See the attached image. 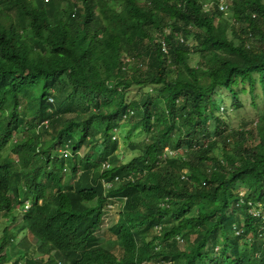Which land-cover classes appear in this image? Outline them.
I'll list each match as a JSON object with an SVG mask.
<instances>
[{
  "label": "trees",
  "instance_id": "1",
  "mask_svg": "<svg viewBox=\"0 0 264 264\" xmlns=\"http://www.w3.org/2000/svg\"><path fill=\"white\" fill-rule=\"evenodd\" d=\"M220 1L0 0V264H264V110L239 113L257 86L264 97V0H226L232 25ZM132 87L156 96L127 102ZM122 122L146 137L110 164ZM13 139L19 169L4 153ZM91 145L102 152L80 155ZM88 160L93 182L121 181L79 191L77 209L64 162L76 175ZM114 199L116 244L102 245Z\"/></svg>",
  "mask_w": 264,
  "mask_h": 264
},
{
  "label": "rangeland",
  "instance_id": "2",
  "mask_svg": "<svg viewBox=\"0 0 264 264\" xmlns=\"http://www.w3.org/2000/svg\"><path fill=\"white\" fill-rule=\"evenodd\" d=\"M221 2H224V4H227L230 6V2L226 1V0H221ZM211 3V2H210ZM210 3L206 2L205 6L206 9L209 10L210 8ZM218 13H224L225 17L227 18L226 20L228 21L229 25H232L234 23V21L231 19L230 16L227 15V9L225 11H222L220 9H218ZM221 15V14H219ZM238 29L241 28V25H238L237 27ZM199 57L197 55L192 57L191 63L194 65L197 61H198ZM51 86V91L53 90V83L51 81L48 82ZM41 88V85L39 84L38 86H36L35 88L32 89V91L30 92V94L28 95V101L29 100H33L34 98H37L39 95V89ZM150 88H138V87H132L128 92H126V98H127V102L129 101H134L137 100L139 102L145 101L147 95H149L150 97L154 98L156 96V88H152L150 90H148ZM66 90V86L65 89ZM255 96L252 97L250 95H245L243 96V100L245 101V106L243 109H241L239 111V113L242 114H247L250 117H254L256 115L257 111H263L264 110V97L261 94V89L259 86H257L256 90H255ZM214 98L218 101L222 100L225 101V104L229 103L231 100V96L228 93V91L224 90V89H219L217 91V93L214 95ZM254 99V102L256 103V107H254L251 104V101ZM158 102H161L160 100H158ZM222 104V105H225ZM22 108L21 112L27 117L31 119V114L29 111V108H27L26 102L22 101ZM69 108V107H68ZM67 108V109H68ZM5 111L9 112L12 109V104L8 103L6 105L3 106V108ZM66 109V110H67ZM136 120H139L140 118V114L138 116L135 117ZM210 123H213V120H210ZM43 142L42 145L44 147H48L52 144V142L55 139V134L52 133L50 130L48 132L43 131ZM114 140L117 142L118 145V150L116 151V158H111L112 160H108V163L112 164V163H116L118 161L121 162H128L129 160H131L134 156H136L137 154H139L140 149L139 148H134L133 149V145H138L141 146L143 141L145 140V132L143 131L142 127L140 125L136 126L135 128L131 129V125L127 122H122L120 124V127L117 128V130L115 131L114 135ZM75 137H79V132L75 131ZM12 143H14V139L11 141V143L8 146V149L4 152L5 154H8V163L11 165L12 168L14 169H19L23 166L22 160H19L17 156L13 155L10 151L11 149V145ZM132 145V146H131ZM103 150V146L101 145H94V147L91 145L88 147V150H84L81 149L79 151L80 155H88L90 152H94V153H100ZM90 151V152H89ZM117 160V161H116ZM66 166V169L64 170V179L63 182L64 184H69L72 185L74 188V196L72 197V202H73V206L77 209H81L83 208V203L81 200V197L79 195V191L93 187L96 189L97 193L99 195H104L106 194L107 188H104L102 186V181L98 180L96 182H93L92 176H93V172L97 167V163L92 162L91 160H88L86 162V166L83 168H79L78 172L76 175H72L71 172L69 171V167L67 166V162H64ZM115 201H110L107 205H105L104 207V211H103V216H102V226L99 228L96 236L98 239V243L102 244V245H106V244H111V245H115L116 241L114 239V237L110 234L109 232V227H111L112 223L116 220V218L118 217V213H119V208L121 207L122 201H119V199H114ZM109 205V206H108ZM19 213L23 212L24 209L22 208H17ZM259 210V209H258ZM260 211V210H259ZM17 213L18 218H20V214ZM263 215H264V209H263ZM236 219L241 221L243 220V217L241 215H237ZM6 218L2 217L1 223L5 222ZM1 223H0V230H1ZM12 228V226L10 227ZM18 238H17V244L20 240V238L25 237V238H29L28 237V233L23 232L20 234H17ZM148 239H150V237H148ZM30 246H32V254L34 256H37L35 249V241L30 240ZM217 249V248H216ZM17 250V249H16ZM16 250L14 251V253H16ZM18 251H23L18 250ZM217 254H220V252L218 251V249L216 250ZM179 261L178 262H174L176 264H181V262L183 261L182 257L177 258ZM23 263V261H22ZM24 264V263H23Z\"/></svg>",
  "mask_w": 264,
  "mask_h": 264
},
{
  "label": "built area",
  "instance_id": "3",
  "mask_svg": "<svg viewBox=\"0 0 264 264\" xmlns=\"http://www.w3.org/2000/svg\"><path fill=\"white\" fill-rule=\"evenodd\" d=\"M205 7H206V6H205ZM227 7H228L227 4H224V2H221V1H220V4H219V9H220V10L225 11V10L227 9ZM160 44H161V49H162V51H163L164 53H168V47H167L166 42H165L164 40H162ZM42 125L48 126V122H47V121H43V122H42ZM166 151H167L169 154H171V155L174 154L172 151H168L167 149H166ZM62 154H63L64 156H66V151H62ZM105 166L108 167L107 164H105ZM120 181H121V179H120L119 177H117V178H115L114 181H112V182L103 183V186H104V188H107V191H109V190H111V188H112L115 184L119 183ZM108 206H109V205H108Z\"/></svg>",
  "mask_w": 264,
  "mask_h": 264
},
{
  "label": "clouds",
  "instance_id": "4",
  "mask_svg": "<svg viewBox=\"0 0 264 264\" xmlns=\"http://www.w3.org/2000/svg\"><path fill=\"white\" fill-rule=\"evenodd\" d=\"M47 1H50V0H47ZM62 153V152H61ZM114 181V180H113ZM112 182V181H111ZM102 183H108V182H102ZM104 187V186H103ZM110 191V190H109ZM29 203H26L25 204V206H24V211L26 212L27 211V209H28V207H29V205H28ZM20 264H23L22 262H20Z\"/></svg>",
  "mask_w": 264,
  "mask_h": 264
}]
</instances>
